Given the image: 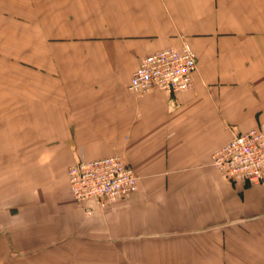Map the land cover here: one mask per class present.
<instances>
[{
    "label": "crops",
    "instance_id": "obj_1",
    "mask_svg": "<svg viewBox=\"0 0 264 264\" xmlns=\"http://www.w3.org/2000/svg\"><path fill=\"white\" fill-rule=\"evenodd\" d=\"M190 45L192 88L134 95ZM264 130V0H0V264H264V184L212 154ZM122 156L135 192L72 201L67 171Z\"/></svg>",
    "mask_w": 264,
    "mask_h": 264
},
{
    "label": "built area",
    "instance_id": "obj_2",
    "mask_svg": "<svg viewBox=\"0 0 264 264\" xmlns=\"http://www.w3.org/2000/svg\"><path fill=\"white\" fill-rule=\"evenodd\" d=\"M196 67L194 51L183 42L141 59L128 89L134 95L182 93L192 88ZM211 166L229 182L264 184V130L250 129L235 135L212 154ZM67 183L75 203L95 201L105 208L135 192L138 177L122 156L113 155L73 164L67 171Z\"/></svg>",
    "mask_w": 264,
    "mask_h": 264
},
{
    "label": "rangeland",
    "instance_id": "obj_3",
    "mask_svg": "<svg viewBox=\"0 0 264 264\" xmlns=\"http://www.w3.org/2000/svg\"><path fill=\"white\" fill-rule=\"evenodd\" d=\"M135 172V171H134ZM136 174V173H135Z\"/></svg>",
    "mask_w": 264,
    "mask_h": 264
}]
</instances>
